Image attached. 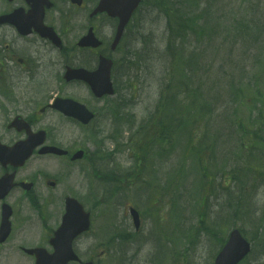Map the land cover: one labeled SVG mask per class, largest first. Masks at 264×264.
Wrapping results in <instances>:
<instances>
[{
    "label": "rangeland",
    "instance_id": "obj_1",
    "mask_svg": "<svg viewBox=\"0 0 264 264\" xmlns=\"http://www.w3.org/2000/svg\"><path fill=\"white\" fill-rule=\"evenodd\" d=\"M170 2L165 4V0H146L134 16L127 40L131 47V61L133 63L136 59L139 61L134 63L133 71L141 73L142 79L136 80L132 71V77L128 79L131 82L126 86L131 91L126 90L124 94V90H121L120 97H123L126 102L130 101V104L127 103L128 106L123 111L125 115L123 122L119 124V131H112L113 125L107 119H99L95 128V130L102 128L105 132L102 142L103 153L107 155V158L101 160L98 165L102 170L106 169V164L111 165L109 171L114 174L108 181L111 182L113 177H117L122 179V184L106 183L110 189L117 188L110 191L98 183L94 185L95 188L85 183L84 179L87 176L84 175L85 178L83 175L79 176V169H86L87 166L95 163V160L99 158L94 155L88 156V161L72 166L54 164L57 174L53 177L58 179L59 187L52 194L60 200L66 191L73 192L83 204L85 198V209L91 212L93 218L92 229L95 243H98L99 239L101 244L97 264H151V255L153 264H170V262L171 264H212L218 244L222 238H226L228 230L235 225L249 240L252 238L254 241H251L253 252L244 264H264L262 253L264 247V183L262 181L264 180V153L262 155L255 149H252L251 153L252 139L255 141L253 137L264 136V105L260 107L261 118L256 125L253 124L259 114L257 110L259 104L255 103V99L264 100V0H170ZM198 2L199 8L196 4ZM156 3L169 6L179 22L181 24L187 22V28H191L190 32L194 33L177 38L180 34L178 31L177 35L167 40L164 35L166 24L163 23V15L152 9ZM193 18L196 19L195 23L192 21ZM101 25H104V21ZM137 32L141 34V37L136 42H131L129 39ZM172 43L177 46V52L186 48L185 53L179 52L175 55L181 65L182 63L185 65L188 55L192 52L190 58H192L193 66L191 70H187L184 77L181 73L176 75L173 72L174 67L163 74L168 64L160 59L159 54L165 51L164 54L169 63L168 51ZM141 65H145L147 69L142 70L139 68ZM173 76L183 82V87L188 91L198 86L199 89L195 95L199 102H206L208 93H211L209 101L213 106V114L210 117V123L194 124L196 135L202 131L211 135L209 136L211 141L207 142L211 147L210 150L215 152L209 153L210 156L206 159H199L194 154H189L188 142H180L183 137L192 136L193 131H182L180 134L177 132L173 138H169L160 133L161 130L154 122L149 121V117L154 115V105L161 100L165 107H174L175 111H178V107L169 103L170 98L167 99V96L171 95L170 88L164 89L168 85L166 80L176 82ZM131 83H133V90ZM51 85L53 87L55 84ZM240 93L243 99L240 98ZM160 95L161 99H158ZM174 95L176 100L183 96L177 91ZM102 102L115 105L116 99L111 97ZM187 102L190 101H185L186 104ZM238 103L240 107L236 116H233L234 114L230 116L231 110L239 106ZM99 107L102 112L104 108L102 103ZM197 109L196 106L195 110ZM161 111L162 109L159 113ZM160 116L162 119L166 118L167 111L162 112ZM54 117L51 119H58ZM206 117L207 114H205ZM188 124H191V120L183 118V125ZM168 125L164 124V128ZM240 126H243L244 133ZM58 128L62 146L82 148L81 146L84 145L89 150H93L94 145L88 142L75 127L65 124L59 125ZM251 130L254 131L250 132ZM109 132L113 137H108ZM122 135L124 140L121 139ZM157 136L163 139L154 148L152 143ZM162 146L165 151L157 154L158 148ZM139 147L142 148V158L149 157L144 164L145 173L141 175V179L155 185L151 183V180L156 182L154 177L159 176L160 189L151 190L148 186L147 191L143 188H136L134 191V186L131 188L122 186L131 183L132 178H135V175L132 176L130 173L134 163L130 154L131 152L138 154ZM183 148H186L185 154H183ZM114 150L119 154H115L111 159ZM204 160H207L206 164ZM140 161H142L141 158ZM158 161L161 164H157ZM115 166L127 168L118 174L119 171L115 169ZM157 166L160 167L159 170ZM205 166L215 173L227 175L229 186L225 189L221 188L223 184L219 180L208 182L207 186H204L206 192L203 195L201 190L203 185H200L196 178L198 171ZM139 177L137 175L138 179ZM93 179L100 182L96 177ZM136 183L138 185V181ZM153 193L156 194L154 198L158 199V205L168 220L169 211L177 216L175 203H179L182 207L180 208L181 216L186 218L183 220L184 231L180 233L179 240H176L174 231L169 235L165 234V221L161 218L159 211L153 214L154 210L148 208L149 217L155 226L153 229H151L150 219L143 215L144 207L147 205L146 200ZM92 194L101 200L100 206L95 205L94 201L91 202ZM129 197L135 202L129 200ZM198 198H200L199 201L208 200V204L200 206L195 211L199 215L197 219L196 214L191 215L190 206L191 201ZM155 202V200L150 201L149 206L154 208ZM131 207L141 212L140 233L137 236L143 234L142 247L139 246L138 237L133 238V225L128 214ZM261 215L263 219L259 222ZM222 220H225L226 224H222L220 229ZM170 225L173 228V225ZM115 228L118 230L125 228L128 232H125V235H119L114 231ZM258 233H261V236H258ZM91 235L85 237L82 246H92ZM113 236L110 243L103 245ZM110 248H112L111 252ZM174 253L179 255L176 257Z\"/></svg>",
    "mask_w": 264,
    "mask_h": 264
},
{
    "label": "flooded vegetation",
    "instance_id": "obj_2",
    "mask_svg": "<svg viewBox=\"0 0 264 264\" xmlns=\"http://www.w3.org/2000/svg\"><path fill=\"white\" fill-rule=\"evenodd\" d=\"M95 1L0 0V15L17 14L16 25H0V143L12 147L25 141L30 132L39 131L45 132L46 139L21 166L0 162V182L12 176L14 184L5 197H0V233L4 206H9L11 211V232L6 237L0 235V264H35L36 250L53 253L50 242L62 215L57 214L59 200L47 188L56 185L49 178L52 173L49 162L61 159L70 163L73 150H68L67 156H56L41 149L57 146L60 140L54 128L56 120L51 119L55 115L59 117L55 125L68 123L80 127L76 121L52 110L53 99H70L90 111L99 104L84 83L64 80L68 68L95 71L101 55L107 52L104 45L97 49L76 45L90 29L100 39L102 16H93L89 8ZM47 29L51 31V39L47 37ZM7 79L8 86L4 87ZM42 79L55 80L53 95ZM83 236L73 243L78 259L69 264L85 261L96 264L99 254H95L96 249L81 245Z\"/></svg>",
    "mask_w": 264,
    "mask_h": 264
},
{
    "label": "water",
    "instance_id": "obj_3",
    "mask_svg": "<svg viewBox=\"0 0 264 264\" xmlns=\"http://www.w3.org/2000/svg\"><path fill=\"white\" fill-rule=\"evenodd\" d=\"M134 3V5L137 4L138 0H122L123 3H121V0H118L117 4L121 8L124 7L126 11H128V7H130L129 2ZM105 76L104 74H100L98 77V83L100 86H97V88L100 90L94 91L95 94L101 96L104 93L112 94V90L110 88V85L103 86V80ZM90 84H93L89 81ZM80 119L83 118L82 115L78 116ZM91 117H85L82 119L84 123H87ZM68 205L72 206L71 209L67 211L66 217L64 218V221L67 222L69 225L75 224V219L78 220L79 224L76 226L75 233H79L80 231H83L87 228L88 225V215L84 214L82 211V208L79 205H76L73 201L69 200ZM132 215L136 219L137 215L132 211ZM249 252V245L241 238L238 231H233L230 234L229 241L225 245V247L222 249V251L219 253V255L216 258L215 264H237L247 253ZM66 263V259L63 262Z\"/></svg>",
    "mask_w": 264,
    "mask_h": 264
},
{
    "label": "trees",
    "instance_id": "obj_4",
    "mask_svg": "<svg viewBox=\"0 0 264 264\" xmlns=\"http://www.w3.org/2000/svg\"><path fill=\"white\" fill-rule=\"evenodd\" d=\"M180 91H181V89H180ZM181 93H182V91H181ZM185 94L187 95L186 91H185ZM170 103H172L174 105V102L173 101H170ZM172 108L173 107H170V106L167 107V110H168V118L171 121H172V118H173V116H172Z\"/></svg>",
    "mask_w": 264,
    "mask_h": 264
}]
</instances>
